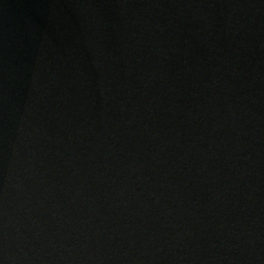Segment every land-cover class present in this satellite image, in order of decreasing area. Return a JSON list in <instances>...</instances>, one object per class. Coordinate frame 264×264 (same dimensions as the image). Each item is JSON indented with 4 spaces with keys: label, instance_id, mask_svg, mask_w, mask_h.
I'll use <instances>...</instances> for the list:
<instances>
[{
    "label": "water",
    "instance_id": "1",
    "mask_svg": "<svg viewBox=\"0 0 264 264\" xmlns=\"http://www.w3.org/2000/svg\"><path fill=\"white\" fill-rule=\"evenodd\" d=\"M0 264H264V0H0Z\"/></svg>",
    "mask_w": 264,
    "mask_h": 264
}]
</instances>
